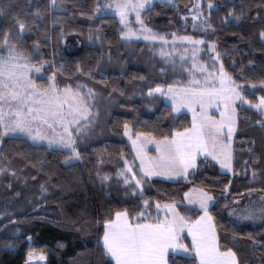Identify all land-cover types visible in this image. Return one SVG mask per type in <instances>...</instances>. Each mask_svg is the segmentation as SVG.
Masks as SVG:
<instances>
[{"label": "snow or ice", "instance_id": "1", "mask_svg": "<svg viewBox=\"0 0 264 264\" xmlns=\"http://www.w3.org/2000/svg\"><path fill=\"white\" fill-rule=\"evenodd\" d=\"M167 2L174 4L175 0ZM152 4L153 0H94L89 12H79L80 16H87L90 23H95L96 19L111 11L118 17L121 26L119 41L130 44L142 38L150 45L153 42L162 43L158 51L153 49L154 56L159 55L166 64H171L174 72L180 73L167 85L156 83L154 87H148L146 92L141 89L140 95L151 102L164 98L173 114L186 108L191 113L189 126L172 128L161 135L136 131L133 136L132 123L125 120L123 135L131 143L133 158L129 160L128 154L123 151L112 160L106 159L103 152L97 154L95 178L101 188L111 185L115 179L120 186L129 190L125 195L141 197L145 195V185L150 184L153 177L182 178L191 182L190 176L202 163L215 162L225 173L235 175L234 138L239 131L241 111H255L259 119L254 122V126L264 129V73L256 72L257 61L248 60L234 74L227 70L221 60L224 53L216 50V41H205V35L218 31L211 22V10L219 11V5L207 0L209 13L206 15L202 0H195L188 12L192 17L193 28L200 29L204 35L178 36L173 32L170 34L173 47L169 51L166 47L169 34L158 33L146 23L145 14ZM73 8H76L75 0ZM259 9H264V4L259 6L255 14H252L251 8L243 5L239 12L231 7L221 23L237 27L245 20L264 23V10ZM60 11L66 15H55ZM75 14V11H67L65 0H28L22 13L14 10L13 0H0V16L9 18L7 27H0V146L5 139H10L30 143L37 148L44 147L52 152L66 153L61 161V167L65 168L85 160L80 145L92 134L101 119L99 101L103 99L111 104L116 102L114 92L124 95L120 88L108 90L109 78L100 67L105 55L107 62L112 63L111 50L106 54L101 52L95 69H86L77 62L68 71L64 63L57 66L58 54L55 52L51 53V59L45 58L42 49L52 42L49 30L60 28L59 40L63 42L66 34L62 22ZM130 14L135 16L134 24ZM42 26L44 32L40 35ZM29 33L37 38L29 42L26 39ZM258 38L264 45V27L259 29ZM87 39L90 44H99L103 48L106 37L97 25L95 29L90 28ZM239 39H243V36ZM177 41H186L192 46L190 65L188 49L177 51ZM205 43L210 53V64L199 59L202 51L200 45ZM259 64L264 66V55L259 58ZM232 67H235V62ZM48 68L52 71L47 72ZM160 73L166 74V68H161ZM181 75H187L188 78L181 79ZM61 76L74 82L61 84ZM97 76L101 77L98 81ZM84 78L102 85L107 96L96 87H89ZM137 79L143 83L146 77L141 75ZM148 107L151 108L152 103ZM212 108L217 110L218 115L210 112ZM149 144L155 146V155L147 151ZM248 151L254 157L253 162L259 159L252 149ZM16 155L27 159L23 153ZM7 160L9 157L0 152V177L19 179L17 169L11 167L10 162L3 163ZM29 163L38 172H43L47 166L45 161L29 160ZM244 163L247 166L245 171L251 170L250 182H257L258 177L264 176V172L251 168L247 160ZM108 164L122 166L116 167L114 172L103 171ZM44 174L47 183H50L57 172L50 169ZM36 178L32 177L33 180ZM47 183L39 185L42 197L49 192ZM231 183L230 179L219 194H214L206 186L194 184L183 193L181 200H156L155 215L148 211L153 206L149 198L139 202L140 211L136 213L130 212L128 208H109L103 219L97 218L94 224L88 220H73L72 223L77 225V231L96 228L95 251L98 258L89 260V264H170V259L175 256H183L192 264H240L238 252L234 250L236 241L241 238L251 240L250 248L253 251L258 246L264 247V228L260 229L261 239L251 232L242 236L237 231L248 224L254 227L264 224V194L252 199L255 192L264 193V188H248V201L243 200L244 193H241L231 201L233 206L229 207ZM56 187L60 188L61 185ZM8 188H12L11 183ZM15 195L18 197L20 193L16 192ZM220 199H224L223 207L228 209L232 247L221 243L220 230L223 225L217 221L222 212L217 207ZM241 204L243 207H240ZM181 208L189 211L194 209L199 214L181 212ZM6 215L13 217L11 223L16 222L14 214L0 212V217ZM16 231L19 232V229ZM188 238L190 243L187 242ZM18 239V236H14L13 240L4 243V250L14 249L17 245L13 241ZM28 239L31 240V236ZM59 247L63 248V243ZM261 259L264 260V257ZM23 264H47L46 254L31 248ZM74 264H81L79 255Z\"/></svg>", "mask_w": 264, "mask_h": 264}, {"label": "trees", "instance_id": "2", "mask_svg": "<svg viewBox=\"0 0 264 264\" xmlns=\"http://www.w3.org/2000/svg\"><path fill=\"white\" fill-rule=\"evenodd\" d=\"M194 0H175L174 4L166 1H154L150 10L145 14L146 23L158 33L190 35L199 37L204 35L200 29L192 28L191 24L182 21V16L189 13L188 7ZM43 2V0H41ZM219 5V11L211 10V22L218 31L205 35V41L214 40L217 43V51L224 53L221 56L228 71L236 73L242 64H247L248 60L257 61V73H264V66L259 64V58L264 55V45H261L258 38V31L264 27V23H252L245 20L239 27L228 24L222 25L221 21L228 9L236 8L240 11L241 5L249 7L252 14L258 10L264 0H213ZM28 0H13L14 10L23 12ZM76 8H73V0H65V7L68 12H74L71 18H66L62 23L65 32L63 42L59 40L60 28L54 31L49 30L52 35V42L42 49L45 58L51 59V53H57L56 64L64 63L68 71H71L77 62L84 67L95 69L101 52L107 53L111 50L112 63L107 62V56L100 61V67L109 78V89L120 88L124 95L120 96L114 92L115 103H107L103 99L99 101L101 109V119L92 134L80 145V150L85 156L81 163L74 164L70 168L61 167V161L66 153H58L47 150L44 147H33L30 143L19 140L5 139L0 152L5 153L10 166L17 169L19 179L16 177H0V212L12 213L15 216V223H11V215L0 217V264H23L26 253L31 249L44 251L47 257V264H74L78 255L81 264H89V260L98 258L95 251L96 228L88 227L83 231H77V222L88 220L94 224L97 218L103 219L104 213L109 209L128 208L130 212L140 211L139 202L143 199L152 200V208L148 209L155 215V202L170 201L175 198L181 200L183 193L191 186L203 185L212 190L214 194L223 191V185H229L228 195L229 207L233 206L231 201L241 193H247L248 188H264V176L257 178V182H250L251 170L245 171V160L251 168H256L264 172V129L254 126V122L259 116L253 110L241 111L239 119V131L234 138L235 148V169L236 174L222 172L215 162L202 163L194 174L190 176V181L182 178L175 180H164L153 177L150 184L145 185V195H125L129 190L120 186L115 179L111 185L101 188L99 181L95 178V161L97 154L103 152L106 159H115L118 153L123 151L128 154V159L133 158L132 147L123 135V123L125 120L132 123L133 135L136 131L152 132L154 135L166 134L172 128L186 127L191 123L187 113H171L170 107L166 106L162 97L151 102L141 97V89L146 92L148 87H154L156 83L167 85L180 75L174 72L170 63L166 64L162 59L154 56L150 46L143 42L133 41L130 44H123L118 39V32L121 28L119 21L112 14L100 16L95 23H90L87 16H80V11L89 12L94 0H75ZM202 4L207 9V0H202ZM264 10V9H259ZM209 13V10L207 14ZM57 16L66 15L63 11L56 12ZM52 17H49L51 19ZM9 18L0 16V27H7ZM99 25L102 34L106 37L104 47L99 44L92 45L88 42L90 28L95 29ZM73 29L76 31L73 32ZM44 28L41 27L40 35H43ZM243 39H239L240 36ZM37 36L29 33L26 39L31 42ZM77 38L78 43L72 45V39ZM71 44V45H69ZM203 54L201 59H207V44H202ZM235 62V67H232ZM166 68V74H161L160 69ZM47 72L52 69L48 68ZM123 73V74H122ZM145 76L146 80L141 83L137 78ZM246 75H251L246 73ZM181 79L187 75H181ZM255 78V77H253ZM61 84L74 82L60 77ZM75 79H82L76 77ZM101 77L97 76L96 80ZM84 82L89 87H96L107 96V91L103 86L95 81L84 78ZM254 98V97H253ZM152 103L149 108L148 104ZM135 109V111H133ZM254 142V143H253ZM252 149L258 157L253 162L254 157L249 154ZM19 153H23L27 159L22 158ZM32 162L45 161L47 166L43 172H38L31 167ZM122 165L108 164L103 171L114 172L116 167ZM54 169L57 175L50 183H47L45 172ZM37 177L35 180L32 177ZM26 178V179H25ZM46 182L49 188L48 194L41 196L39 185ZM12 188H8V184ZM56 185H61L57 188ZM19 192L20 196L15 193ZM261 193L260 191H257ZM264 194V193H262ZM224 199H220L218 208L222 209L221 215L217 217L219 224L223 225L220 230L221 243L233 246L231 239L232 225L228 217L227 207ZM39 205V207H37ZM181 212H188L191 215H198L194 209L181 208ZM259 227L246 225L238 228L237 231L243 234L253 233L257 239ZM19 229V232L16 230ZM102 231V227L100 229ZM14 236L19 239L13 241L16 247L11 251H6L3 244L13 240ZM31 236V240L28 237ZM64 247L60 248L59 244ZM251 240L241 238L235 242L240 264H264V247H259L253 251L250 248ZM170 264H192L186 261L183 256H175L170 259Z\"/></svg>", "mask_w": 264, "mask_h": 264}, {"label": "rangeland", "instance_id": "3", "mask_svg": "<svg viewBox=\"0 0 264 264\" xmlns=\"http://www.w3.org/2000/svg\"><path fill=\"white\" fill-rule=\"evenodd\" d=\"M154 1H166L167 2V0H153V2ZM195 2V0L193 1V3ZM193 3L188 7L189 9L192 7V5H193ZM204 12H205V14L207 15V12H208V8L205 10V7H204ZM109 14H112L111 13V11L109 12ZM113 15V14H112ZM117 18V20H118V17H116ZM130 19H131V21L133 22V24H134V22H135V16L134 15H132V14H130ZM119 21V20H118ZM182 21H184V23H186V24H191V26H192V28H193V21H192V17H191V14L190 13H187V14H185V15H183L182 16ZM164 34H166V33H164ZM178 36H183V35H185V34H182V35H179V34H177ZM168 40H169V44L166 46L167 47V50H171L172 49V47H173V45H172V43H171V35L169 34L168 35ZM134 41H136V42H143V43H145V44H147V45H149L150 46V49H151V51L153 52V49H155V50H159L163 45H162V43H160V42H153L151 45L150 44H148L147 42H145V41H143V39L141 38L140 40H134ZM72 45L74 44V43H78V41H77V38H73L72 39ZM69 45H71V44H69ZM175 47H176V49H177V51H179V52H183L185 49H188V53H187V56H188V61H189V65H190V63H191V54H192V46L188 43V42H186V41H177L176 42V44H175ZM200 48H201V53L199 54V59L201 60V61H204L203 59H201V56H202V54H203V46L202 45H200ZM207 49V48H206ZM211 55H214V53H212ZM207 59L205 60L207 63H211V61L209 60V56H210V53L207 51ZM156 57H158V58H160L159 57V55H156ZM161 59V58H160ZM177 62H179V56H177ZM188 78V77H187ZM186 78V79H187ZM163 99V101H164V98H162ZM182 112H185V113H187L188 115H189V117H190V120H191V113L185 108V109H183L181 112H179V113H182ZM210 112L213 114V115H218V113H217V110L215 109V108H212V109H210ZM134 136V135H133ZM126 137V136H125ZM126 139H127V137H126ZM127 141H128V139H127ZM147 151L151 154V155H153V154H156L155 153V146L154 145H152V144H149L148 146H147ZM218 165V164H217ZM218 167H219V165H218ZM219 169H220V167H219ZM221 170V169H220ZM222 171V170H221ZM222 172H224V171H222ZM159 178V177H158ZM192 187V186H191ZM260 195H262V193H259V192H255L254 194H253V197H252V199H257ZM248 199H249V197H248V195H247V193H245L244 194V196H243V200L245 201V202H247L248 201ZM240 207H243V204H241L240 205ZM228 212V211H227ZM248 225H250V226H252L251 224H248ZM27 254V253H26ZM25 259H26V255H25Z\"/></svg>", "mask_w": 264, "mask_h": 264}, {"label": "crops", "instance_id": "4", "mask_svg": "<svg viewBox=\"0 0 264 264\" xmlns=\"http://www.w3.org/2000/svg\"><path fill=\"white\" fill-rule=\"evenodd\" d=\"M128 139V138H127ZM128 143L130 144V146H131V143H130V141L128 140ZM153 155H155V154H153ZM218 166V165H217ZM219 168V167H218ZM158 178V177H157ZM159 178H161V179H164V180H175V179H177V178H173V179H168V178H164V177H159ZM187 242H189L190 243V238H188L187 239Z\"/></svg>", "mask_w": 264, "mask_h": 264}]
</instances>
